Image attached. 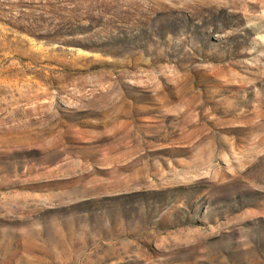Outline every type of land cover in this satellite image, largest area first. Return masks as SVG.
Segmentation results:
<instances>
[{
  "label": "rangeland",
  "instance_id": "1",
  "mask_svg": "<svg viewBox=\"0 0 264 264\" xmlns=\"http://www.w3.org/2000/svg\"><path fill=\"white\" fill-rule=\"evenodd\" d=\"M0 264H264V0H0Z\"/></svg>",
  "mask_w": 264,
  "mask_h": 264
}]
</instances>
